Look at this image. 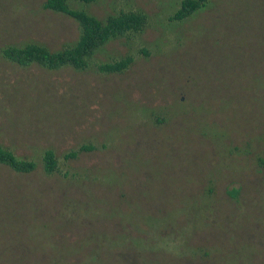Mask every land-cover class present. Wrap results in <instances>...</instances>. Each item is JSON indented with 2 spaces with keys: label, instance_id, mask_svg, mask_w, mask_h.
I'll return each mask as SVG.
<instances>
[{
  "label": "rangeland",
  "instance_id": "1",
  "mask_svg": "<svg viewBox=\"0 0 264 264\" xmlns=\"http://www.w3.org/2000/svg\"><path fill=\"white\" fill-rule=\"evenodd\" d=\"M42 1L0 0V47L76 38ZM179 2L69 0L146 16L81 71L0 56V146L36 163L0 165V264H264V0L169 20ZM124 55L123 72L95 70ZM79 144L94 148L60 158ZM45 148L59 173L43 174Z\"/></svg>",
  "mask_w": 264,
  "mask_h": 264
},
{
  "label": "trees",
  "instance_id": "2",
  "mask_svg": "<svg viewBox=\"0 0 264 264\" xmlns=\"http://www.w3.org/2000/svg\"><path fill=\"white\" fill-rule=\"evenodd\" d=\"M68 1L43 0L40 6L42 9L61 13L76 22L78 33L71 43L64 44L58 49H49L43 44L32 41L18 45L7 44L0 47L1 58L20 67L35 64L46 70L69 67L81 71L88 66L93 54L110 39L121 38L125 35L128 39L134 34L141 33L146 23L145 14L139 10L128 9L109 14L104 19H98L84 9L70 8ZM82 1L88 2L90 0ZM206 2L207 0H180L177 9L169 17V20H183L205 7ZM139 51L146 54L143 49ZM131 62L132 57L124 55L111 61L97 63L95 70L102 73H121ZM93 148L94 146L90 144H79L64 151L60 158L63 161L75 159L80 152ZM0 165L15 173H28L36 167L33 159L17 156L3 146H0ZM40 167L43 174L48 176L59 173V160L52 149L45 148L42 150ZM236 192L237 190L232 188L229 194L234 196Z\"/></svg>",
  "mask_w": 264,
  "mask_h": 264
}]
</instances>
